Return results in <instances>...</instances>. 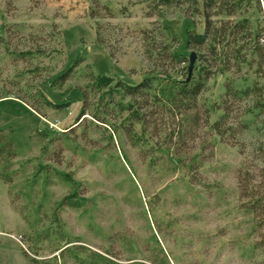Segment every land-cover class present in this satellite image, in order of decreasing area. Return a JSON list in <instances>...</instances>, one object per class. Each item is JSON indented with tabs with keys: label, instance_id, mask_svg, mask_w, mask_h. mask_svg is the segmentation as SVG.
I'll list each match as a JSON object with an SVG mask.
<instances>
[{
	"label": "rangeland",
	"instance_id": "obj_1",
	"mask_svg": "<svg viewBox=\"0 0 264 264\" xmlns=\"http://www.w3.org/2000/svg\"><path fill=\"white\" fill-rule=\"evenodd\" d=\"M147 1L0 0V86L11 92L0 98V130L16 145L11 181L0 180V264H262L264 198L253 210L242 190L264 165V46L247 47L239 72L215 74L200 97L213 120L227 76L259 88L234 104L249 124L236 142L201 127L174 144L165 130L141 135L139 124L135 142L127 110L108 124L89 112L76 125L90 71L130 83L154 68L179 76L183 62L149 56L145 32L189 59L185 32L200 30V18L176 8L157 15ZM259 2L243 16L264 18ZM39 89L61 106L45 105ZM96 101L89 94L88 110L101 109Z\"/></svg>",
	"mask_w": 264,
	"mask_h": 264
},
{
	"label": "trees",
	"instance_id": "obj_2",
	"mask_svg": "<svg viewBox=\"0 0 264 264\" xmlns=\"http://www.w3.org/2000/svg\"><path fill=\"white\" fill-rule=\"evenodd\" d=\"M244 3V4H242ZM147 6L150 11L161 15L163 9H181L186 16L200 18L201 29H187L184 47L195 51V61L191 71H188L189 59L186 55L179 57L178 53L168 49L163 42L157 41L155 35L145 32L148 39V55L160 57L164 60L183 62L178 71L179 76L168 75L162 69L154 68L135 83H130L118 78L114 80L108 76H99L92 71L88 73L89 84L81 88L82 106L77 116L76 125L85 118V114L91 112V117L98 122L108 124L110 119L118 118V114L127 110L124 124L125 133L135 142L134 125H140V133L147 136L148 129L157 135L164 132L165 138L170 143L182 144L185 140L195 138L196 132L201 127H206L210 133L217 135L221 140L236 142L248 129L249 124L236 119L234 104L251 98V94L258 90L256 85H236L234 77L227 76L223 83V91L219 102L214 103L213 110L219 114L211 120L212 108L200 102V97L207 88L208 81L217 73L239 72L240 65L245 61V50L247 47L264 46V18L250 19L243 16L249 9L261 11L259 0H148ZM223 13L228 16L238 15L240 17L231 20H217L213 16ZM98 17L96 13L89 14ZM96 28V41L104 44L105 40ZM159 49V52H155ZM39 51V50H37ZM29 53V51H28ZM37 53H32L35 57ZM180 58V59H179ZM80 59V60H79ZM82 58L74 60L75 65ZM72 65V66H73ZM72 67L52 79V85L64 84L70 76ZM158 71L162 72L160 77ZM22 74V72H20ZM113 83L111 88L107 86ZM15 84V83H14ZM5 92V86H0V98ZM9 94L11 92L6 91ZM96 96V103L100 110H88L93 103L88 102L89 94ZM40 99L47 106L59 107L60 104L47 98L39 89ZM128 98V102L122 103ZM257 106L263 107L261 101ZM260 113L263 110H259ZM243 114V113H242ZM82 117V119H80ZM120 123L123 124L122 121ZM261 147V146H260ZM261 149V148H259ZM16 156V145L14 140L0 130V161L5 162V169L0 173V180L10 182L8 164ZM260 179L258 184L255 177L247 174L248 184L251 188L248 192V184L242 190L243 196L253 200L252 209L256 207L264 196L259 195L258 189H264V165L258 169ZM264 247V236L261 243ZM264 249V248H263ZM72 250L64 247L61 251ZM264 264V258L263 262Z\"/></svg>",
	"mask_w": 264,
	"mask_h": 264
},
{
	"label": "water",
	"instance_id": "obj_3",
	"mask_svg": "<svg viewBox=\"0 0 264 264\" xmlns=\"http://www.w3.org/2000/svg\"><path fill=\"white\" fill-rule=\"evenodd\" d=\"M195 52L192 51L189 55V63H188V71L190 72L192 67H193V64H194V61H195Z\"/></svg>",
	"mask_w": 264,
	"mask_h": 264
}]
</instances>
